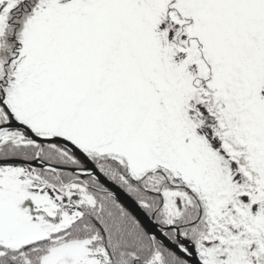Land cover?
<instances>
[{
    "label": "snow or ice",
    "instance_id": "1",
    "mask_svg": "<svg viewBox=\"0 0 264 264\" xmlns=\"http://www.w3.org/2000/svg\"><path fill=\"white\" fill-rule=\"evenodd\" d=\"M0 264H264V0H0Z\"/></svg>",
    "mask_w": 264,
    "mask_h": 264
}]
</instances>
